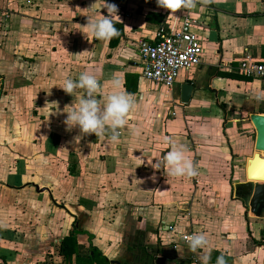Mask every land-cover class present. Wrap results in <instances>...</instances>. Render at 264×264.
I'll use <instances>...</instances> for the list:
<instances>
[{"label": "crops", "instance_id": "0c3cea01", "mask_svg": "<svg viewBox=\"0 0 264 264\" xmlns=\"http://www.w3.org/2000/svg\"><path fill=\"white\" fill-rule=\"evenodd\" d=\"M104 3L118 6L121 22L118 36L101 40L82 27L107 16ZM186 15L199 66L171 89L146 81L138 41ZM246 57L264 63V0L198 2L174 14L156 0H0V264H86L93 249L108 264H191L193 255L264 264V189L252 205L244 188L264 79L236 73ZM84 72L100 82L102 102L114 78L136 99L115 142L64 123L84 95L65 94L64 80ZM185 83L193 90L182 103ZM166 136L188 146L197 176L168 175ZM253 181L252 191L263 185ZM199 233L208 243L193 252L181 237ZM70 235L67 259L59 245Z\"/></svg>", "mask_w": 264, "mask_h": 264}, {"label": "clouds", "instance_id": "9594fccd", "mask_svg": "<svg viewBox=\"0 0 264 264\" xmlns=\"http://www.w3.org/2000/svg\"><path fill=\"white\" fill-rule=\"evenodd\" d=\"M156 2L159 7L174 14L182 9L194 8L198 2L207 6L213 0H156ZM104 8L107 10V16L99 13L97 19L94 13L93 17H87V22L82 27L88 35L101 40L118 36L119 30L115 26L114 18L121 22L116 4L104 3ZM111 86L113 88L112 93L107 95L102 102L98 96L101 84L94 74L84 72L77 79L66 78L61 88L65 94L72 96L77 90L84 91V95L80 97L77 106H67L70 111H64L66 113L64 123L67 129L79 128L83 135L94 134L96 137L110 134L109 138L115 142L118 139V130L125 126L126 117L136 107V99L132 94L120 90V80L112 79ZM256 99L257 101H264V93L258 94ZM164 140L170 149L162 156V162L167 167L168 175L178 178L197 176L199 172L196 163L187 155L190 151L188 146L171 137L166 136ZM152 166L158 169L160 162L156 161ZM136 181L138 184L142 183L140 180ZM185 239L193 252L205 248L208 243L203 233L190 234ZM207 260L208 257H205V264H207ZM217 264H225L223 257L217 258Z\"/></svg>", "mask_w": 264, "mask_h": 264}, {"label": "built area", "instance_id": "2783aa9c", "mask_svg": "<svg viewBox=\"0 0 264 264\" xmlns=\"http://www.w3.org/2000/svg\"><path fill=\"white\" fill-rule=\"evenodd\" d=\"M194 23V20L186 15L181 18L178 27L161 28L154 40L138 41L137 50L143 79L171 89L181 71H190L199 66L202 48L198 36L192 30ZM235 71L247 79H264V63L249 57L242 59ZM167 229L174 231L173 225H169ZM185 237L182 236L181 241L188 245ZM190 263L205 264L194 255L190 257Z\"/></svg>", "mask_w": 264, "mask_h": 264}, {"label": "water", "instance_id": "95a60500", "mask_svg": "<svg viewBox=\"0 0 264 264\" xmlns=\"http://www.w3.org/2000/svg\"><path fill=\"white\" fill-rule=\"evenodd\" d=\"M193 87L185 83L181 86V102L187 103L190 95L192 93ZM250 121L256 129L257 139L255 150L256 152L247 161L246 177L249 184H246L244 188L248 191L246 196L249 197L251 194V204L253 205L259 196V192L264 189V115L251 114ZM253 180H258L263 183V185L257 186L254 191H252L253 186L250 183H258ZM244 196V197H246ZM156 264H163V260L158 258Z\"/></svg>", "mask_w": 264, "mask_h": 264}, {"label": "trees", "instance_id": "16d2710c", "mask_svg": "<svg viewBox=\"0 0 264 264\" xmlns=\"http://www.w3.org/2000/svg\"><path fill=\"white\" fill-rule=\"evenodd\" d=\"M59 250L67 259L71 258L72 254L75 253V245L72 235L61 240ZM92 252L93 255L87 260L88 262L86 264H108L105 258H103L95 249H93Z\"/></svg>", "mask_w": 264, "mask_h": 264}]
</instances>
